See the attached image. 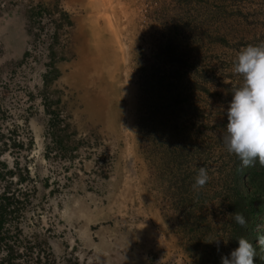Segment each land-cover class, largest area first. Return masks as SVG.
<instances>
[{
	"label": "rangeland",
	"instance_id": "rangeland-1",
	"mask_svg": "<svg viewBox=\"0 0 264 264\" xmlns=\"http://www.w3.org/2000/svg\"><path fill=\"white\" fill-rule=\"evenodd\" d=\"M20 1L0 0V13ZM89 9L97 68L76 90L55 72L22 84L26 56L0 78V177L13 181L0 178V194L8 184L20 208L6 241L19 264H107V250L221 264L233 250L225 197L237 158L222 139L226 108L243 84L239 52L264 45V0H90ZM177 92L186 112L175 134L164 117ZM200 168L209 179L194 188ZM122 176V192H111ZM106 225L121 231L97 235Z\"/></svg>",
	"mask_w": 264,
	"mask_h": 264
},
{
	"label": "crops",
	"instance_id": "crops-1",
	"mask_svg": "<svg viewBox=\"0 0 264 264\" xmlns=\"http://www.w3.org/2000/svg\"><path fill=\"white\" fill-rule=\"evenodd\" d=\"M13 3L6 11L0 13V78L2 79L23 59L27 44L32 36L30 26L32 8L37 5L50 10L54 9V11H63L70 20V46L67 52L62 51L64 58L61 60L64 61L57 57L55 69L57 73L59 72L58 79L62 80L70 89L76 90L77 86L84 83L83 79H88L90 72L97 68L96 61L93 62L96 57V49L93 47L95 43L92 38L95 26L92 18L93 13L89 9L90 0H21L20 3ZM93 63L95 65H92ZM126 181V176L119 177L115 181L111 192L115 189V193H121L123 190L122 185ZM101 199L96 200L97 204L94 205L97 206V211L105 205ZM114 228L117 227L114 226ZM127 229L129 228L127 227ZM103 230L99 229L97 235H101L104 232ZM100 244L103 245L104 243L101 242ZM106 254L108 255L107 264L117 262L110 253ZM141 256H144V254H141Z\"/></svg>",
	"mask_w": 264,
	"mask_h": 264
},
{
	"label": "clouds",
	"instance_id": "clouds-1",
	"mask_svg": "<svg viewBox=\"0 0 264 264\" xmlns=\"http://www.w3.org/2000/svg\"><path fill=\"white\" fill-rule=\"evenodd\" d=\"M233 67L235 73L242 76L243 84L234 91L226 108L223 143L229 153L240 159L243 167L257 161L264 166V45H250L241 50ZM208 179L207 169L200 168L193 187H203ZM228 216L240 226L246 224L245 217L239 212ZM237 243V248L221 256V264H254L252 244L244 238L238 239ZM258 243L264 244V236Z\"/></svg>",
	"mask_w": 264,
	"mask_h": 264
},
{
	"label": "trees",
	"instance_id": "trees-1",
	"mask_svg": "<svg viewBox=\"0 0 264 264\" xmlns=\"http://www.w3.org/2000/svg\"><path fill=\"white\" fill-rule=\"evenodd\" d=\"M55 73L57 72L55 71ZM57 76L58 73L52 79H55ZM175 87L176 86H174V88H169L170 92H174L173 89H176ZM170 94L168 104L170 109H172L165 115L167 117H164V128L172 132L170 129L173 126L172 130H174L175 133L181 130V123L176 116H179L180 112H186L185 109L181 107L183 106L185 108L186 102L180 100L178 92L175 94L176 96L172 93ZM178 107H180L181 110H179ZM234 162L232 167V180L234 184L233 187H229L225 199L228 200L229 208L232 213L239 212L243 214L246 219V224L240 226L236 224L232 218L234 227L231 235L233 250L238 247V239L244 238L252 244L255 250L254 264H264V251L260 250V245L257 244V240L264 236V229L262 230L260 227L261 225L264 226V166H261L257 161L251 166L243 167L238 157L235 158ZM1 165L7 168L6 164L1 163ZM8 173L9 175H13L11 171ZM0 178L1 180L7 179V177ZM26 179H28V177L20 180V182ZM9 190L10 187L7 185L3 193L0 194V251L2 253L0 264H19L18 257L21 256V253L16 251L10 243L6 241V237H9L6 223L14 214H19L20 209L17 207L19 204L15 201L14 195L9 193ZM25 250L27 252L28 248Z\"/></svg>",
	"mask_w": 264,
	"mask_h": 264
},
{
	"label": "built area",
	"instance_id": "built-area-1",
	"mask_svg": "<svg viewBox=\"0 0 264 264\" xmlns=\"http://www.w3.org/2000/svg\"><path fill=\"white\" fill-rule=\"evenodd\" d=\"M68 25L69 19L63 11H41L35 30V40L28 49L25 63L19 68L24 76L22 84L28 82V77L32 78L33 82L41 81L43 74L49 68L52 48L57 37H60L62 45L67 42ZM59 27L62 29L61 36L58 34ZM28 71H32V74Z\"/></svg>",
	"mask_w": 264,
	"mask_h": 264
},
{
	"label": "flooded vegetation",
	"instance_id": "flooded-vegetation-1",
	"mask_svg": "<svg viewBox=\"0 0 264 264\" xmlns=\"http://www.w3.org/2000/svg\"><path fill=\"white\" fill-rule=\"evenodd\" d=\"M8 9V8H7ZM33 11L35 12V14L37 15V17H38V19H39V17H40V13H41V11L42 10H46V11H54V9H52V10H50V9H48V8H45V7H43V6H33ZM37 12V13H36ZM3 13V12H2ZM34 14V15H35ZM38 19H37V24H38ZM31 22H33L34 23V21L32 20ZM69 22H70V20H69ZM34 27H32V36L34 37V40H35V37H36V33H35V30L37 29L36 28V24L34 23ZM33 28H35L34 30H33ZM69 29H70V25H68V28H67V32L69 31ZM58 34L61 36L62 35V29H61V27H59V32H58ZM32 42V41H31ZM31 42H30V45H31ZM34 42V41H33ZM62 43L60 42V37L58 36L57 37V39H56V41H55V43H54V46H53V48H52V52H51V56H50V64H49V68H48V70H47V72L45 73V74H43V76H42V79H43V77L44 76H48V74L49 75H51V74H53L55 71H56V69H55V65H53L52 66V63H54V60H56L57 59V57H55V55H57V49H59V46H61L62 48H63V50L62 51H68V49H69V46H70V41H69V38L67 39V42H66V44H64V45H61ZM30 45L28 46V47H26L27 49H26V51H25V55L24 56H26L27 57V54H28V49H29V47H30ZM25 57V58H26ZM63 58H64V56H63ZM53 72V73H52ZM45 78V77H44ZM58 78V77H57ZM42 79H41V81H42ZM49 81V80H48ZM46 82V81H45ZM53 82H54V79H53ZM43 85L45 84L44 83V80H43V83H42ZM62 112V111H61ZM57 115H59V113L57 114ZM62 118L65 120V117L64 116H62ZM66 121V120H65ZM65 123H67V122H65ZM91 141H93V138L91 139ZM98 143L100 144H103V146H105L106 145V141H105V139L104 138H102V141H98ZM93 179V180H95L96 181V178L94 177V176H90L89 177V179ZM7 183L8 182H13L12 181V177H7V180H5ZM8 185V184H7ZM103 227H108L109 229L112 227V229L113 230H118V228H114L113 226H100L99 228H98V230L99 229H102L103 230ZM104 231V230H103ZM118 231H121L120 229L118 230ZM118 235H121V233L120 232H118ZM109 239V238H108ZM117 239H116V237H112V238H110L109 240H104V239H102L99 243H112L113 244V242H115ZM103 245H106V244H103ZM107 252H109L110 253V255L112 256V258L113 259H115V261H117V262H115L114 264H147L149 261L147 260L148 259V254L147 255H144V256H141V255H135V256H133V255H127V254H124V255H121V256H118V254L117 253H112V251H110V250H107ZM103 256L105 257L104 258V261H107L108 260V255L107 254H103ZM147 260V261H146ZM147 262V263H146ZM148 264H152V262L150 261Z\"/></svg>",
	"mask_w": 264,
	"mask_h": 264
}]
</instances>
